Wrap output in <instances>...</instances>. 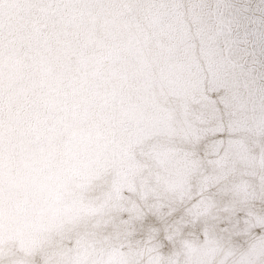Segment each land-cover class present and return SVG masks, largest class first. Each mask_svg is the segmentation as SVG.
Listing matches in <instances>:
<instances>
[{"label":"bare ground","instance_id":"obj_1","mask_svg":"<svg viewBox=\"0 0 264 264\" xmlns=\"http://www.w3.org/2000/svg\"><path fill=\"white\" fill-rule=\"evenodd\" d=\"M0 264H264V0H0Z\"/></svg>","mask_w":264,"mask_h":264}]
</instances>
